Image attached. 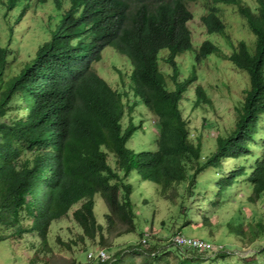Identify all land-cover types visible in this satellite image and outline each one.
I'll use <instances>...</instances> for the list:
<instances>
[{
	"label": "trees",
	"instance_id": "obj_1",
	"mask_svg": "<svg viewBox=\"0 0 264 264\" xmlns=\"http://www.w3.org/2000/svg\"><path fill=\"white\" fill-rule=\"evenodd\" d=\"M23 1L31 0H0L7 35L0 44V242L14 240L18 259L26 257L24 242L31 253L24 264H49L52 223L79 206L71 213L82 232L78 239L99 247L86 251L88 264H263L257 257H264V213L247 227L238 213L226 226L236 234L234 243L247 247L244 257L223 244L197 251L173 239L191 224L211 226L206 208L220 209L242 180L248 203L264 201V0L251 6L206 0L202 42L189 27L194 13L188 5L197 0H50L51 25L42 26L36 50L13 73L10 45H20L25 33L18 24L30 19ZM226 7L235 9L251 42L228 33L220 14ZM112 51L125 58L126 71ZM209 62L245 75L247 88L234 108L233 128L203 141L184 110L211 106L199 83ZM105 63L119 86L99 76L95 65ZM185 99H191L186 107ZM138 108L154 122L155 135L145 143H135L148 128ZM143 184L154 185L162 200H177L167 238L141 227L152 224V217L143 218L149 200L139 202L135 194ZM191 216L200 219L190 223ZM100 250L103 261L95 257ZM187 250L211 258L190 257Z\"/></svg>",
	"mask_w": 264,
	"mask_h": 264
},
{
	"label": "rangeland",
	"instance_id": "obj_2",
	"mask_svg": "<svg viewBox=\"0 0 264 264\" xmlns=\"http://www.w3.org/2000/svg\"><path fill=\"white\" fill-rule=\"evenodd\" d=\"M254 1L255 0H243V3L251 6ZM22 3L27 4L28 1H23ZM28 4L30 7L25 16H30V19L27 22L20 21L18 24V27L22 28L25 33L22 42L20 45H18L17 42H13L10 45V53L14 56V60H16L15 62H17V64H13V73L19 70V66L22 65L21 62L28 59L26 56L30 53H34L36 50L37 43L41 40L40 34L42 32V26L51 25L47 17V12L51 10L50 0L44 5H38L34 0H31ZM209 5V1L206 0H197L196 4L188 5L194 13V19L191 22L194 26L190 25L189 27L193 39L196 42H202L204 39L203 30L198 26L200 23L199 15H201ZM220 14L225 23L229 25L228 33H230L232 38H245L248 42H251V36L247 30L244 29L243 21L233 7L222 9ZM4 21L1 13L0 44L2 47L3 45L5 46V40L7 37ZM47 22L50 24H47ZM112 53L120 62L117 64V66L120 67L119 69L126 71L128 64L126 63L125 58L113 51ZM109 57L110 55H108V58ZM183 59L186 60L184 57ZM223 65V62H209V65L202 68L203 79L199 81V83L206 89V93L211 101V106H202L201 108L193 109L191 111L184 110L185 115H189L191 122L193 123V128L191 130L193 135L201 134L203 141H211L219 134L225 135L233 128L236 114L234 108L237 104L241 103L244 96L243 91L247 88V77L245 75H239L233 68H228L227 71H220V66ZM95 68L101 69L99 71V76L105 79L108 83H112L114 88L119 86L115 82L117 73L111 66L105 63L95 65ZM163 69L164 71H168V67H164ZM190 101L191 99H185L182 106L186 107L191 103ZM137 112L140 113L141 120L148 125V128L145 125L144 130L140 131L139 135L136 137L135 143L137 141L145 143L155 135L154 122H148L149 116L143 109L138 108ZM204 118L206 119V122L210 123V125L203 121ZM262 130L264 131V127ZM210 143L211 142H209V146H211ZM229 162L230 161L225 160L224 166L227 167L230 165L231 162ZM243 182L244 180L230 190V193L228 194L229 198L224 199L225 203L220 209H216L212 212L213 210L210 207L206 208L205 214H207L208 221L211 223V226H209L210 228L198 224H191L188 227L182 228L179 234L186 237L202 239L211 245L223 244L226 250L236 252L242 257L249 253L247 247H238V245L234 243L238 242L236 234L231 233L232 235H230L228 233L229 230L226 227L238 213L243 217L242 225L244 227L261 221L263 217L264 201H257L254 204L248 203L245 197L248 193L250 194V190L248 189L247 184H243ZM137 193H139V202L144 199L149 200L148 204L145 206L143 218L149 221V218L152 217V224L150 227L145 223H142L143 225H141V227H144L147 234H151L161 239L167 238V228L170 225L172 216L176 214L177 200L171 203L170 201L158 198L155 194L154 185L147 186L146 184H143L135 191V194ZM99 203H101V201L97 198L96 204L98 205L95 210L96 214L101 217L102 207ZM78 207L79 206H74L73 209ZM73 209L69 211L68 216L53 222L50 227L48 236L50 252H48L49 254L46 257L48 258L52 256L53 260L49 262V264H67L71 259L77 260L76 263H78V260L81 258L83 259L82 263L88 264L91 262L88 260L89 254L91 253L86 251L92 250L95 243L90 240H84V242H81L78 239V236L82 232L75 225V222L71 217ZM193 219L197 222L200 218L199 216L196 218L191 216L190 223H194ZM30 241L36 243L35 239H31ZM263 241L264 240H260L259 243H262ZM15 245L16 242L12 239H4V241L0 242V264H24V262H26L28 254L30 255L31 253L26 250L24 242L20 244L21 251L26 255L23 259H18L19 250L15 251ZM65 245H67L68 248ZM212 247L214 248L213 245ZM98 248L99 247H95L93 250ZM15 252L17 253V256ZM178 253L179 251L176 252V254ZM106 254L109 256L108 252ZM186 254L190 255V257L192 255L199 258H211L210 252H195L187 250ZM33 257L34 256H31L30 259ZM257 260L264 264V257H257ZM37 262H39V260Z\"/></svg>",
	"mask_w": 264,
	"mask_h": 264
},
{
	"label": "built area",
	"instance_id": "obj_3",
	"mask_svg": "<svg viewBox=\"0 0 264 264\" xmlns=\"http://www.w3.org/2000/svg\"><path fill=\"white\" fill-rule=\"evenodd\" d=\"M174 244L176 246L180 247H191L192 249H195L197 251H211L213 250V247L211 244L203 241L202 239L198 238H191V237H186L179 235L173 239ZM92 257V254H89V259ZM97 259L100 261H103L106 259V255L104 254L103 251H98V253L95 256Z\"/></svg>",
	"mask_w": 264,
	"mask_h": 264
}]
</instances>
